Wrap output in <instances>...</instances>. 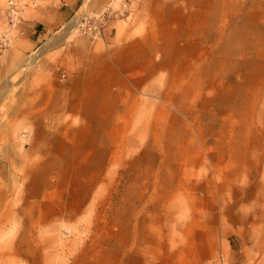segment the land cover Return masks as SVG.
I'll return each instance as SVG.
<instances>
[{
	"label": "rangeland",
	"instance_id": "1",
	"mask_svg": "<svg viewBox=\"0 0 264 264\" xmlns=\"http://www.w3.org/2000/svg\"><path fill=\"white\" fill-rule=\"evenodd\" d=\"M80 5L0 56V264H264V0Z\"/></svg>",
	"mask_w": 264,
	"mask_h": 264
},
{
	"label": "crops",
	"instance_id": "2",
	"mask_svg": "<svg viewBox=\"0 0 264 264\" xmlns=\"http://www.w3.org/2000/svg\"><path fill=\"white\" fill-rule=\"evenodd\" d=\"M82 1L83 0H42L36 6L25 9L22 13L23 20L16 30L20 33L18 40L24 41L26 47H15L13 50H8L7 53L28 55L32 50H38L44 37L49 32L58 28L60 23L70 20L75 14L76 9L81 7L80 4ZM4 9L0 11V15H3V17ZM115 24L116 23L113 22L108 25L106 31L103 33L104 36L111 33V29L115 28ZM107 29H109L108 32ZM177 51L178 50H176L175 54H177ZM173 60H175L174 56H166L161 66L165 67L172 65L171 62H173Z\"/></svg>",
	"mask_w": 264,
	"mask_h": 264
},
{
	"label": "built area",
	"instance_id": "3",
	"mask_svg": "<svg viewBox=\"0 0 264 264\" xmlns=\"http://www.w3.org/2000/svg\"><path fill=\"white\" fill-rule=\"evenodd\" d=\"M42 0H6L4 9V22L0 28V56L9 47L12 33L16 30L22 20V13L27 8L36 6ZM113 10L107 6L99 14H88L82 12L76 20L77 30L90 38L102 36L104 27L110 20ZM210 264H227L222 254H219Z\"/></svg>",
	"mask_w": 264,
	"mask_h": 264
},
{
	"label": "bare ground",
	"instance_id": "4",
	"mask_svg": "<svg viewBox=\"0 0 264 264\" xmlns=\"http://www.w3.org/2000/svg\"><path fill=\"white\" fill-rule=\"evenodd\" d=\"M82 11H83V10H82ZM84 11H85V10H84ZM77 15H78V14H77ZM77 17H78V16H77ZM76 20H77V19H76ZM76 20H75V21H76ZM72 21H73V22H72ZM70 22L73 23V25L75 24V23H74V19L71 20ZM71 23H68V25H67L68 29H71V27H72V24H71ZM179 52H180V51L178 50L177 53H179ZM34 57H36V56H34ZM34 57H33V60L36 59V58H34ZM31 58H32V57H31ZM223 59H224V58H223ZM219 63H222V62H219ZM29 66H30V65H29ZM18 71H19V70H18ZM143 93H144V92H143Z\"/></svg>",
	"mask_w": 264,
	"mask_h": 264
}]
</instances>
